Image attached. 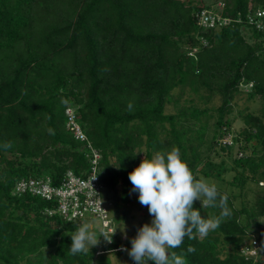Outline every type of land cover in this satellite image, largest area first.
Masks as SVG:
<instances>
[{"label": "trees", "instance_id": "obj_1", "mask_svg": "<svg viewBox=\"0 0 264 264\" xmlns=\"http://www.w3.org/2000/svg\"><path fill=\"white\" fill-rule=\"evenodd\" d=\"M223 2L221 15L233 19L264 10V0ZM213 5L0 0V145L12 144L0 147V264H113L108 253L97 255L96 246L87 255H68L71 234L82 222L47 214L52 201L15 194L21 179L50 177L57 186L69 171L89 173L87 143L67 129V108L76 110L101 154L104 198L113 203L117 224L105 251L132 247V238L123 241L118 231L139 195L130 192L129 173L144 158L175 147L196 179L225 182L233 191L217 187L231 210L220 227L203 240L185 237L170 251L187 264H264L240 253L263 228L264 33L246 21L220 29L200 26L197 15ZM242 93L250 106L238 110L243 128L234 135L230 115ZM214 98L221 99L219 106H212ZM226 137L232 145L222 142ZM193 208L204 218L221 211L202 208L199 200ZM258 239L264 246V237ZM113 253L132 260L126 251Z\"/></svg>", "mask_w": 264, "mask_h": 264}, {"label": "clouds", "instance_id": "obj_2", "mask_svg": "<svg viewBox=\"0 0 264 264\" xmlns=\"http://www.w3.org/2000/svg\"><path fill=\"white\" fill-rule=\"evenodd\" d=\"M133 104L129 103L128 111ZM54 134L52 129L48 130ZM0 147L5 150L12 147L5 142ZM132 184L130 192H138V201L147 206L152 217L151 223H145L137 229V235L131 239V249L121 246L136 264H187L186 260L170 251L179 248L185 237L203 240L210 231L220 227L225 218L231 216L227 196L220 195L215 184L196 179L182 161L178 148L167 153H156L151 159H143L138 167L129 173ZM199 200L202 208H219L220 215L204 218L199 210L193 208ZM90 224H83L71 234L72 244L68 255H87L90 249L99 243L97 233L90 230ZM111 243V238L102 233ZM99 235V236H100ZM189 247L188 252L194 253Z\"/></svg>", "mask_w": 264, "mask_h": 264}, {"label": "built area", "instance_id": "obj_3", "mask_svg": "<svg viewBox=\"0 0 264 264\" xmlns=\"http://www.w3.org/2000/svg\"><path fill=\"white\" fill-rule=\"evenodd\" d=\"M225 6L224 2H220L209 9L202 10L197 15L199 25L207 29H220L232 26L234 23L242 24L247 22L252 27H255L258 32L264 33L263 9L249 12L245 17L239 14L236 19H233L221 15ZM252 87L253 84L244 85L243 89L250 91ZM66 116L68 119L67 129L72 132L74 138L77 141L87 143L89 152L86 156L91 164L89 173L84 176L76 175L73 171H69L62 183L57 186L53 184L50 177L21 179L16 184L15 194L19 196L31 194L54 202L55 207L48 209L47 214L50 216L59 215L67 222L83 223L87 219L99 221L101 223L100 233H106L107 237L111 238V243L105 240L103 235H101V239L105 240L104 244L111 245L112 236L117 233V224L112 214L114 205L104 198L105 188L99 176L101 154L93 147L83 128L77 122L76 110L67 108ZM222 142L229 145L233 144L231 139L222 140ZM123 247L125 248V246ZM120 249L121 247L116 250L105 251L104 247L100 246L97 255L110 254L115 251H121ZM240 253L247 260L254 262L264 261V246L255 234L251 235V239L241 248Z\"/></svg>", "mask_w": 264, "mask_h": 264}, {"label": "rangeland", "instance_id": "obj_4", "mask_svg": "<svg viewBox=\"0 0 264 264\" xmlns=\"http://www.w3.org/2000/svg\"><path fill=\"white\" fill-rule=\"evenodd\" d=\"M204 3L206 4H214L217 5L220 2H223L224 0H203ZM245 90V89H243ZM246 91V90H245ZM247 92V91H246ZM212 106H219L221 104V99H213L212 101ZM236 106H235V110L234 113L232 115H230V119L233 120V134L234 135H238V133L241 131V129L243 128V124L242 122H240L238 116H237V112L238 110L241 108H245L250 106V103L247 101V96L245 94H241L237 97L236 99ZM254 108L259 109V106H254ZM169 112H173L174 108L173 107H169L168 109ZM216 120V116L212 117L211 119V123L214 124ZM226 139H231L229 137H226L224 139H222L223 141H225ZM232 141V140H231ZM239 152L238 147H235L234 149V153L235 155ZM217 156H220V159L223 158V154H219ZM230 163V161H228ZM233 173L230 172L229 174H227L225 176V181L228 182L230 180H232L233 177ZM206 182H208L209 184H215L216 187H221V188H225L227 189L229 192H232L233 190L231 188L228 187V185L224 182H219V181H214L211 179H203ZM152 220V217L150 216L149 212H148V208L147 206H142L139 201L138 198H136L134 201H132L129 205L128 208V218L125 221H122L121 224L118 226V231H119V235L121 237V239L123 241H127L130 240L131 238H133L134 236L137 235V229L139 227H142L145 223L150 224ZM263 228L260 232H256L255 234L257 236L262 235L264 237V218L260 219ZM90 224L91 225V229L92 231L97 233V236L99 237V243L96 245V247H105L106 244H104L105 240L101 239V223L97 220H85V222L82 223L83 224ZM81 225V226H82ZM100 235V236H99ZM109 256L111 257L113 264H130L133 263V259L129 260L128 256L125 255H118V254H114V253H110Z\"/></svg>", "mask_w": 264, "mask_h": 264}]
</instances>
